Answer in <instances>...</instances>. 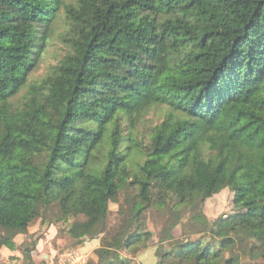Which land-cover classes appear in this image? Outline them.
I'll return each instance as SVG.
<instances>
[{
  "label": "trees",
  "instance_id": "obj_1",
  "mask_svg": "<svg viewBox=\"0 0 264 264\" xmlns=\"http://www.w3.org/2000/svg\"><path fill=\"white\" fill-rule=\"evenodd\" d=\"M64 8L0 0V229L27 230L54 205L80 240L96 237L132 190L136 231L107 245L124 250L146 240L149 209L176 214L229 190L234 211L212 239L174 243L159 264H233L224 251L237 241L264 248V0H80L66 10L70 52L33 84ZM158 107L165 119L141 138ZM116 259L100 264H127Z\"/></svg>",
  "mask_w": 264,
  "mask_h": 264
},
{
  "label": "rangeland",
  "instance_id": "obj_2",
  "mask_svg": "<svg viewBox=\"0 0 264 264\" xmlns=\"http://www.w3.org/2000/svg\"><path fill=\"white\" fill-rule=\"evenodd\" d=\"M79 1L65 0L66 8L53 22L47 48L30 75L31 83L39 84L52 76L70 52L69 40L75 37L74 22L66 10L77 8ZM25 92L17 97L18 100H23ZM166 110L163 107L154 108L144 117L138 126L141 138L147 140L151 129L165 119ZM133 195L132 190L125 191L119 196L118 203L110 204L108 217L101 227L102 233L96 237L80 240L78 232L71 228L76 218L63 217L54 205L43 210L42 217L27 230L0 229V264H100V255L110 259L117 256L116 261L124 260L127 264H159L162 255L174 243L211 240L214 236L212 224L234 211L233 193L229 190L204 205L185 206L176 214L169 210L149 209L143 219L146 225L144 232L148 234L143 236L145 241L124 250L108 247V243L136 231V225L132 222ZM176 221L177 226L171 229V223ZM5 239L9 244H4ZM253 245L249 241H237L232 248L224 251L225 259L232 260L233 264H264V248L253 249Z\"/></svg>",
  "mask_w": 264,
  "mask_h": 264
}]
</instances>
